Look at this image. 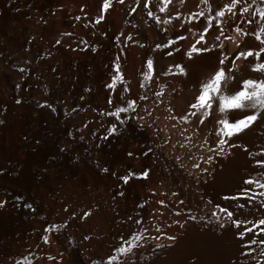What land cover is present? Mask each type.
Listing matches in <instances>:
<instances>
[{"label": "bare ground", "instance_id": "obj_1", "mask_svg": "<svg viewBox=\"0 0 264 264\" xmlns=\"http://www.w3.org/2000/svg\"><path fill=\"white\" fill-rule=\"evenodd\" d=\"M144 3L110 0L96 23L103 0H0V264H264V189L244 184L264 183L255 163L264 161V117L231 139L238 147L226 144L216 155L219 113L201 124L188 108L218 66L216 45L229 60L258 50L254 36L235 29L259 32L264 21L226 12L220 27L232 39L216 41L213 20L203 41L210 51L189 58L202 46L205 17L230 0H170L164 12L159 0ZM245 3L250 12L264 7L240 0L237 8ZM253 61H236L240 78L259 77ZM117 71L121 81L107 87ZM128 99L135 111L121 113L120 123L109 113ZM217 205L245 221L239 231L252 232L241 239ZM129 243L130 251H117Z\"/></svg>", "mask_w": 264, "mask_h": 264}, {"label": "snow or ice", "instance_id": "obj_2", "mask_svg": "<svg viewBox=\"0 0 264 264\" xmlns=\"http://www.w3.org/2000/svg\"><path fill=\"white\" fill-rule=\"evenodd\" d=\"M118 3H122L123 0H117ZM170 2V0H159V7L160 12L165 11V7ZM202 3H207V0H201ZM240 0H230V3H225L222 8L219 10L214 11V16H207L205 19L208 22V26L205 27L203 22L201 24L203 31L200 33L199 41L202 46L196 47L192 46L187 53L189 58H191L192 53H202V52H209L210 49L207 46L203 45L204 41V33H208L209 29L213 26V20L215 21V26L219 28V35L215 37L216 41H219L221 37L224 40H231L232 37L225 34L226 29L220 27L221 20L219 18L224 17L225 13H232L233 16L236 15L237 10L240 14V18L245 20V23H252L251 20L245 19L244 14L250 13L252 16L258 15L260 21H264V7H259L255 10V12H250L252 8L251 4L245 3L242 7L237 8ZM261 3H264V0H261ZM164 5V6H161ZM110 7V0H103V8L101 13L96 18V23H99L104 19L103 10L108 9ZM143 7L147 8L148 3L145 0ZM151 16L152 13L149 12ZM204 13L200 12L197 13L196 16L199 18L203 16ZM79 19V17H77ZM157 22L159 23V18H156ZM164 23H168L167 20ZM226 23V22H225ZM191 31V29H188ZM238 36L243 37L244 35H251L255 37V40L258 41L262 46L258 50H239L235 58L229 60V56L226 54V49L224 48L223 44H217L216 46L220 48V52L218 55V66L213 71V73L208 76L204 81H202L199 85L198 95L194 96V102L189 103L188 108L193 110L190 112V116L196 117L199 123H203L205 118L212 116L213 113H219L218 116L215 117V126L214 131L217 136L216 141V149L215 154L220 155L221 150L227 144L230 147H238L239 145L231 144V139L243 132L245 129L249 128L253 124L254 121L257 120L258 116L264 117V59H261V54L264 53V23L260 24V31L259 32H243L240 28L235 29ZM164 45L158 44L157 48L163 47ZM168 55H172L171 52L167 53ZM249 57H253L254 61L250 64V71L253 73H258L259 77H250L247 79L240 78L237 73L239 71V65H237L236 61L240 59L248 60ZM231 65V66H229ZM118 67V66H117ZM148 71L144 74V79L148 80L151 78V74L153 71V61L150 59L147 61ZM175 67L179 70V74H184V69L181 65L176 64ZM121 74L119 71L113 76V82L107 87L115 88L116 82L121 81ZM234 82L236 87H231V83ZM143 86V85H142ZM124 91H128L127 88ZM159 95V93H157ZM141 100L147 99L146 96H141ZM111 102V101H109ZM19 103V101H17ZM126 103V107H116V109L109 113V115L116 117V119L120 123H124V120L121 119V113H127L129 111H135V104L136 102L132 99H128L124 101ZM245 110H251V114H243ZM241 113L240 116L235 115V113ZM137 117L133 116L132 119H136ZM139 119H143V117H139ZM175 119V117H173ZM181 120L185 123L188 122V116H181ZM117 125L115 123L111 124V126L107 129V131L111 134L114 133L116 130ZM107 139V137H105ZM212 151V149H210ZM129 156L132 153H128ZM213 157L210 155L206 159L207 162H211ZM257 165L264 167V161L257 160L255 162ZM196 165H194L195 167ZM133 175V173H129L128 175L120 177L123 181L127 182L129 176ZM140 176L143 178H147V170L140 173ZM246 185H255L257 188L264 189V183H261L259 179H246L244 181ZM241 191L246 195L247 189H241ZM260 196H264V192L259 193ZM225 200H235V196H225L223 197ZM249 200L252 197L248 198ZM159 203H163L160 201ZM3 202L0 201V206H2ZM27 207H31L30 205H26ZM220 208V211L225 213L226 217L231 220V225L238 229V235L241 239L244 237V231L251 233L252 228H246L244 231H239V227L245 221H241L234 218V213L228 211L226 208H221L220 205H217ZM239 208H243L244 204H240ZM261 208H264V202L260 204ZM89 215L88 212H84L83 216L87 217ZM213 216H216V213H212ZM139 223V221H137ZM247 223H252L251 221H247ZM258 225H264V218L258 221ZM253 227H257V224H253ZM219 228L224 229L225 224L219 223ZM47 231V229H45ZM159 232L160 229L157 228ZM261 233H264V228L260 229ZM87 238V237H85ZM136 240H139L140 237L136 236ZM168 239L174 240L175 237L169 236ZM45 242H47V237H44ZM251 243H257V239L255 236L252 237ZM259 243L264 244V239H260ZM131 250V243H129V248L125 249L123 246L117 249L120 253H125ZM261 255H264V252H261ZM111 260H115V257H111Z\"/></svg>", "mask_w": 264, "mask_h": 264}, {"label": "rangeland", "instance_id": "obj_3", "mask_svg": "<svg viewBox=\"0 0 264 264\" xmlns=\"http://www.w3.org/2000/svg\"><path fill=\"white\" fill-rule=\"evenodd\" d=\"M71 2H65V4H70ZM165 53L167 54L168 53V50L167 51H165Z\"/></svg>", "mask_w": 264, "mask_h": 264}]
</instances>
